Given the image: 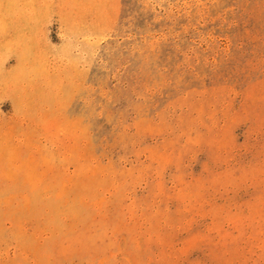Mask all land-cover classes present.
Here are the masks:
<instances>
[{
  "label": "rangeland",
  "instance_id": "374dc122",
  "mask_svg": "<svg viewBox=\"0 0 264 264\" xmlns=\"http://www.w3.org/2000/svg\"><path fill=\"white\" fill-rule=\"evenodd\" d=\"M0 264H264V0H0Z\"/></svg>",
  "mask_w": 264,
  "mask_h": 264
}]
</instances>
